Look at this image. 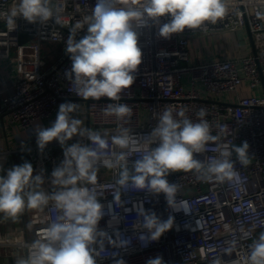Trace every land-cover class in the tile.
I'll list each match as a JSON object with an SVG mask.
<instances>
[{
    "label": "built area",
    "instance_id": "obj_1",
    "mask_svg": "<svg viewBox=\"0 0 264 264\" xmlns=\"http://www.w3.org/2000/svg\"><path fill=\"white\" fill-rule=\"evenodd\" d=\"M18 2L0 0V12L7 13ZM96 3L97 0H53L54 7L60 10V24L54 20L30 23L18 16L17 27L9 31L6 20L0 18V120L8 116L7 141L8 134L16 138L22 130L35 138L36 121L44 122V128L50 127L60 104L76 103L79 107L73 115L83 121L82 127L107 134L109 153L122 151L111 144V137L118 135L121 128L130 129L141 149L129 153L131 168L139 156L156 146L150 143L148 135L166 108H171L174 115L183 108L194 122L198 120L197 113L204 109L205 119L213 126L212 134L219 135L221 143L249 144V164L241 165L235 153L232 156L239 179L204 181L197 178L195 171L170 173L169 183L179 184L177 202L187 201L192 209L185 214L182 210L173 211L163 193L154 195L146 190L122 191L121 205L117 206L114 194L121 169L99 166L98 171L108 172L97 173L95 187L101 193L98 199L105 212L98 230L107 232L113 240L119 232V238L129 243L118 247L105 240L97 264H116L120 259L125 264H146L157 256L163 258L164 264H214L217 259L221 264H248L250 245L264 233V94L257 93L260 86L264 87V0H230L228 14L216 25L197 30L186 28L170 38L159 35L160 26L170 20L167 16L158 22L149 20L146 27L135 29L142 63L133 73L134 83L122 92L119 101L106 97L98 101L83 99L74 93L66 78L72 66L66 53L70 28L90 15ZM86 27L76 34L77 41L86 35ZM245 28L253 40L249 53L228 58L216 52L214 57L205 55V38L208 41L214 35ZM44 43L58 45L57 54L49 63L43 59ZM243 88L251 93L243 95ZM109 103L127 104L132 109L131 118L118 120L115 115H106L104 109ZM77 142L90 143L86 137L75 136L67 145ZM212 147L215 144L210 142L209 148ZM25 150L44 180L38 190L57 191L59 186L52 184L51 173L64 159L61 145L53 140L43 152L37 144ZM214 155L209 150L196 158L206 162ZM53 205L49 201L43 210L35 209L33 222L0 244L24 251L27 257L28 246L42 239L45 229L55 221L58 213ZM140 205L155 212L161 221L174 217L172 229L147 246L141 242L147 230L138 223ZM113 216L118 223L112 221Z\"/></svg>",
    "mask_w": 264,
    "mask_h": 264
},
{
    "label": "clouds",
    "instance_id": "obj_2",
    "mask_svg": "<svg viewBox=\"0 0 264 264\" xmlns=\"http://www.w3.org/2000/svg\"><path fill=\"white\" fill-rule=\"evenodd\" d=\"M229 3L230 0H97L91 14L70 28L66 53L70 55L72 66L66 78L74 93L83 99L98 101L106 97L119 101L122 92L134 83L133 73L142 63L135 29L146 27L149 20L158 22L167 16L170 20L160 26L159 35L170 38L186 28L197 30L216 25L228 14ZM18 16L30 23L49 20L61 23L60 10L54 7L53 0H19L7 13L0 12L9 31L17 27ZM85 25L86 35L77 41L76 34ZM78 107L76 103H62L50 127L36 128V142L41 152L53 140L63 148L64 159L51 173L52 184L59 186L57 191L48 194L38 190L44 180L41 175H33L29 162L14 165L5 175H0V213L5 218L15 221L25 208L43 210L49 201L54 202L58 213L45 229L43 238L28 246L27 258L18 259L16 264H97L105 240L118 247L129 243L119 238V232L113 240L107 232L98 230L99 221L105 215L98 199L101 193L95 187L99 166L121 169L114 194L117 206L121 205L122 191L146 190L154 195L163 193L173 211L190 214L192 209L187 201L177 202L179 184L169 183L170 173L195 171L198 179L224 182L239 179L233 153L241 165L250 163L247 141L240 146L221 143L220 136L212 134L213 126L205 119L204 109L197 113L198 120L194 122L183 108L175 115L171 108H166L148 135L150 143L156 146L139 156L130 168L129 153L141 150L139 140L130 129L121 128L118 135L111 137V144L122 151L109 153L107 134L82 127L83 121L73 115ZM104 112L115 115L118 120L132 116V109L124 103H109ZM75 136L86 137L90 143L67 145ZM210 142L215 147L209 148ZM209 150L216 155L208 157L206 162L196 158L197 154ZM137 215L138 223L147 230L141 241L144 246L158 240L174 224V217L161 221L155 212L146 211L142 205L137 208ZM112 221L118 223L115 216ZM196 223L199 228V220ZM247 261L248 264H264V233L250 245ZM116 264H125V261L120 259ZM146 264H164V261L157 256L148 259ZM214 264L221 261L217 259Z\"/></svg>",
    "mask_w": 264,
    "mask_h": 264
},
{
    "label": "crops",
    "instance_id": "obj_3",
    "mask_svg": "<svg viewBox=\"0 0 264 264\" xmlns=\"http://www.w3.org/2000/svg\"><path fill=\"white\" fill-rule=\"evenodd\" d=\"M236 33L237 34L247 33L249 36V41L251 46L243 50L233 48L228 44V42L225 45L223 39H221L222 36L225 37L227 34H231V33L220 34L218 36L214 35L212 36V39L214 40V44L211 43L210 38L207 41L209 55L214 56L216 52L218 53L219 56L228 58V57H234L238 53H244V54L249 53L252 50V43L249 32L245 28L237 31ZM216 37H219L220 40L216 41L215 39ZM210 49L213 50L212 53ZM250 93H251L250 90H248L247 88H243V95H248ZM257 93L264 94V87L260 86L257 89ZM38 126L44 128V122H42L41 120L36 121L34 123L35 129ZM6 129H8V116H6L3 120H0V148L2 149L0 151V175H5L6 171L12 168L14 165H21L24 162L31 163L29 154L25 150V148L37 144L36 137L34 138L32 133L26 130H22L19 134L16 135V138L12 135L9 136L8 134V141H7V136L5 133ZM14 132H16V130H14ZM9 150H11V153L7 152ZM33 170H34L33 171L34 176L39 175L38 172L34 169V167ZM46 193L51 194L49 192ZM35 213H36L35 209L25 208V210L16 218L15 221H13L12 218H5V215L3 213H0V241L2 240L4 242V240L9 235L16 234L17 232H20L21 230L25 229L28 224L33 222V219L36 215ZM26 258L27 257L24 251H21L13 246H3L0 244V264H16L18 259H26Z\"/></svg>",
    "mask_w": 264,
    "mask_h": 264
},
{
    "label": "rangeland",
    "instance_id": "obj_4",
    "mask_svg": "<svg viewBox=\"0 0 264 264\" xmlns=\"http://www.w3.org/2000/svg\"><path fill=\"white\" fill-rule=\"evenodd\" d=\"M215 39H216V41L220 40L219 37H216ZM221 39H223V42H224L225 45L228 42V44L230 46H232L233 48H237V49H241V50L247 49V48H249L251 46L250 45V41H249V36H248L247 33H245V34L244 33H242V34H237V33L233 34V33H231V34H227L225 37L222 36ZM210 41H211V43L214 44V40L212 39V37H210ZM205 42H207V38H205ZM199 44H201V43L199 42ZM57 49H58V45H56V44L44 43L43 44V51H42L43 59L46 60L47 63H49V61L53 58V56L57 54ZM212 52H213V50H211V53ZM192 53L195 54V51L192 50ZM204 53H205L206 56L214 57V56L209 55L207 46L204 47ZM98 172L100 174H103V173L105 174V173L108 172V169H102V170H100Z\"/></svg>",
    "mask_w": 264,
    "mask_h": 264
},
{
    "label": "water",
    "instance_id": "obj_5",
    "mask_svg": "<svg viewBox=\"0 0 264 264\" xmlns=\"http://www.w3.org/2000/svg\"><path fill=\"white\" fill-rule=\"evenodd\" d=\"M251 40H252V37H251ZM251 42L253 43V40Z\"/></svg>",
    "mask_w": 264,
    "mask_h": 264
}]
</instances>
